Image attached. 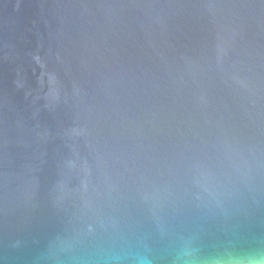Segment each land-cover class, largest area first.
<instances>
[{"label":"water","instance_id":"obj_1","mask_svg":"<svg viewBox=\"0 0 264 264\" xmlns=\"http://www.w3.org/2000/svg\"><path fill=\"white\" fill-rule=\"evenodd\" d=\"M264 259V0H0V264Z\"/></svg>","mask_w":264,"mask_h":264},{"label":"clouds","instance_id":"obj_2","mask_svg":"<svg viewBox=\"0 0 264 264\" xmlns=\"http://www.w3.org/2000/svg\"><path fill=\"white\" fill-rule=\"evenodd\" d=\"M215 264H264V259L216 261Z\"/></svg>","mask_w":264,"mask_h":264}]
</instances>
